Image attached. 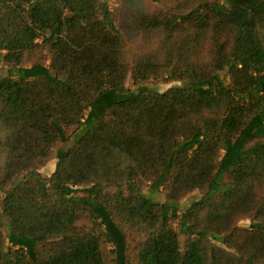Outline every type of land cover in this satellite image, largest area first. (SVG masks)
<instances>
[{"label":"trees","instance_id":"16d2710c","mask_svg":"<svg viewBox=\"0 0 264 264\" xmlns=\"http://www.w3.org/2000/svg\"><path fill=\"white\" fill-rule=\"evenodd\" d=\"M128 1L163 58L109 0H0V264H264V0Z\"/></svg>","mask_w":264,"mask_h":264},{"label":"rangeland","instance_id":"374dc122","mask_svg":"<svg viewBox=\"0 0 264 264\" xmlns=\"http://www.w3.org/2000/svg\"><path fill=\"white\" fill-rule=\"evenodd\" d=\"M112 5L114 12L116 14L117 23L122 31L124 38L123 46V60L129 61L131 63H136L138 61L144 60L149 53H155L159 58L165 54V44L163 32L159 29H146L133 25V12L135 10L134 4L128 0H109ZM149 8L152 5L158 4L163 5L160 2H155L154 0H144ZM264 31V30H263ZM2 73H6V65H4ZM127 84L130 87H134L135 84L133 79L130 77L127 80ZM174 82H162L157 84L155 87L160 90H165L166 88L172 86ZM53 163H50L45 170L50 171L53 168ZM145 193L150 194L152 197L158 200L166 199V190L161 188L160 190H154L151 186H146L143 188ZM203 191L200 188H195L190 191L182 200L181 211H184L190 207V205L200 199L203 196ZM239 228L244 229V232L249 230H254L252 227L253 219L251 217H241L238 220ZM234 243L238 245L239 248H242V244L249 243L243 235L237 233L233 238H231ZM215 241L217 244H222L218 239L209 238V242ZM223 247L229 249L230 251H235L234 247L223 243ZM231 264V263H230Z\"/></svg>","mask_w":264,"mask_h":264}]
</instances>
